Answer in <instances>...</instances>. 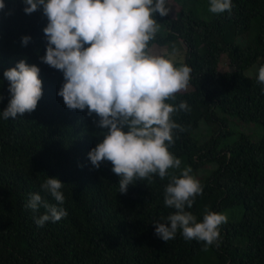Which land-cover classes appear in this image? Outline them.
Masks as SVG:
<instances>
[{"label":"trees","instance_id":"obj_1","mask_svg":"<svg viewBox=\"0 0 264 264\" xmlns=\"http://www.w3.org/2000/svg\"><path fill=\"white\" fill-rule=\"evenodd\" d=\"M180 1L171 0L176 6ZM23 7L22 0H5L0 10V111L10 98L3 72L21 58L39 68L42 97L32 112L0 120V264H199L206 250L210 264H264V134L259 142L239 134L221 148L223 139L236 135L229 128L232 117L264 129V94L256 76L246 74L264 65V0H232L231 10L211 22L181 7L177 18L156 14L165 33L149 41V52L154 44L181 42L185 61L173 62L191 68L189 90L167 101H186L190 108L173 114L185 130L176 133L169 151L188 162L194 177L208 163L216 165L200 181L203 191L186 211L198 222L205 210L238 208L241 213L239 220L220 225L218 245L207 247L185 240L179 229L167 242L154 234L152 223L175 211L163 204L164 188L181 172L168 169L163 179L153 175L134 181L120 194L110 162L92 167L87 154L105 130L94 125L95 114L70 110L57 95L62 72L39 59L45 52L47 18L40 10L26 15ZM255 28L250 43H237ZM24 35L31 37L27 46L21 44ZM224 58L233 70L221 71ZM202 121L213 132L203 143L194 136ZM47 176L64 184V202L57 206L67 215L37 227L33 217L45 209L34 213L25 204L29 193L57 203L40 188Z\"/></svg>","mask_w":264,"mask_h":264},{"label":"clouds","instance_id":"obj_2","mask_svg":"<svg viewBox=\"0 0 264 264\" xmlns=\"http://www.w3.org/2000/svg\"><path fill=\"white\" fill-rule=\"evenodd\" d=\"M23 12L30 15L40 10L47 18L42 29L45 52L39 59L59 70L63 83L57 95L70 110L87 109L95 114L93 123L104 129L102 139L87 154L93 168L107 161L118 176L119 193L129 185L156 175L163 179L170 168L181 161L169 148L176 133L185 129L172 117L178 111H190L186 101L173 105L167 101L186 89L191 68L176 66L170 58L150 54L149 41L160 28L156 14H169L168 0H22ZM214 14L230 11L232 0H208ZM5 0H0V10ZM31 41L21 37L22 46ZM39 68L21 58L14 67L3 72L8 81L9 100L0 111V120L16 119L18 114L32 112L42 97ZM257 82L264 94V65L258 69ZM0 99H3L0 96ZM191 168L173 175L164 188L163 204L175 211L166 218L154 221V234L167 242L177 230L185 240L218 245L219 226L226 223L224 213L205 210L202 221L186 211L203 186L191 174ZM64 184L54 177L41 183L42 191L57 203L49 204L39 193H29L25 207L34 213L43 207L45 212L33 217L37 227L45 222H57L67 215L61 206Z\"/></svg>","mask_w":264,"mask_h":264},{"label":"rangeland","instance_id":"obj_3","mask_svg":"<svg viewBox=\"0 0 264 264\" xmlns=\"http://www.w3.org/2000/svg\"><path fill=\"white\" fill-rule=\"evenodd\" d=\"M168 7H170L169 15L172 18H177L179 16V8H183L186 11L192 12L194 16L197 18L203 19L205 21L211 22L213 21L219 14H214L209 11V4L208 0H181L177 6L174 5L171 0H168ZM165 33V28L161 27L159 28L158 32L156 34H164ZM256 33V28L253 30V32L245 37L239 38L237 40V43L242 46H246L248 43H250ZM185 47L181 42H175L167 46H159L154 44L150 48V54H155V55H163L169 57L171 60L174 62H184L186 58V52H185ZM199 52L201 54L204 53V49L202 46H199ZM221 71H231L233 70L228 66V60L227 58H224L221 66H220ZM259 67L255 65L253 68L249 69L246 74L250 77H255L257 76ZM189 87L187 86L186 89L182 91H188ZM229 128L236 134L233 135L230 138L223 139L222 141V147H226L229 143L235 141L238 138L239 134H248L250 136V139L253 142H259L263 138L264 134V129L262 125L256 124V123H241L238 119L232 117L229 121ZM213 135L212 129L206 122L202 121L200 124L199 129L195 132V138H197L201 143L206 142L211 138ZM180 166L178 168H170L172 172L174 173H180L182 172L183 169L187 168L188 162L186 160H180ZM216 168V165L213 163H208L205 168H202L199 170V172L196 174L195 178L198 179L199 181L204 180V178L209 177L213 170ZM227 216V221L228 222H234L237 221L241 218V213L240 210L234 209L232 210H227L225 212H222ZM208 251L206 250L203 254L199 256L197 259V263L199 264H210L207 257H208Z\"/></svg>","mask_w":264,"mask_h":264}]
</instances>
